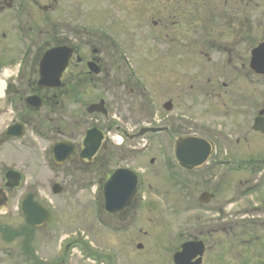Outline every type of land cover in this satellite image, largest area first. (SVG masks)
<instances>
[{
  "label": "flooded vegetation",
  "instance_id": "flooded-vegetation-1",
  "mask_svg": "<svg viewBox=\"0 0 264 264\" xmlns=\"http://www.w3.org/2000/svg\"><path fill=\"white\" fill-rule=\"evenodd\" d=\"M263 11L264 0H0V264H65L68 245L55 262L37 254L38 234L56 218L49 197L67 196L64 205L70 190L95 186L99 212L127 219L144 202L141 166L161 189L196 174L204 187L194 208H206V225L176 233L170 264L185 244L200 248L186 249L180 264H264V62L253 61L264 25L250 20ZM56 48L69 51L65 67L51 65L45 80L43 59ZM89 89L101 95L86 105ZM92 105L99 112L88 115ZM88 130L102 139L92 157L81 155ZM181 138L195 140L185 153L198 160L192 170L176 157ZM57 144L66 149L60 162ZM116 172L107 196L126 208L106 214L103 190ZM130 172L137 187L129 204ZM82 174L89 180L72 178ZM22 204L47 210L48 221L29 225ZM138 238L142 253L149 233ZM79 246L88 259L113 264V252Z\"/></svg>",
  "mask_w": 264,
  "mask_h": 264
},
{
  "label": "rangeland",
  "instance_id": "rangeland-1",
  "mask_svg": "<svg viewBox=\"0 0 264 264\" xmlns=\"http://www.w3.org/2000/svg\"><path fill=\"white\" fill-rule=\"evenodd\" d=\"M250 20L253 24L264 25V11L261 15L251 13ZM143 55H146L145 51ZM141 57L142 55H140ZM132 65L135 68L134 71L142 70L138 59L133 61ZM82 93L81 96L86 105L94 102L101 95L92 89ZM261 98L263 102L264 97ZM70 110L71 113H77L74 107H70ZM183 114L188 116L186 111ZM85 121L84 124L89 123L87 119ZM82 128L85 127L82 126ZM259 152L264 157V140H262ZM142 159L145 160L146 157H142ZM135 160H137V156L134 157L133 162ZM138 166L140 167L139 161ZM143 168L141 166V169L138 170L143 176L144 186L140 188V195L144 202L135 205L128 213L127 219L124 220H110L99 212L95 186H86L79 192L70 190L68 200L64 205L61 200L67 196L49 197L52 200L50 207L54 209L56 218L50 227L38 234L36 241L38 243V258H51L52 260L49 262H55L62 254L63 248L68 245V250L63 256L65 264H98V262L83 256L79 246L82 242L87 243L89 248L102 253L113 252L111 256L113 264H170L169 254L175 248L176 233L194 231L206 225V208H194L196 203L194 201L204 191V187L193 182L199 176L196 174L181 176V183L175 185L176 187L171 186L172 188H170L167 185V188L161 189V186L158 187L160 178L155 175V172L150 169V172L145 176ZM43 172L38 173V178L46 180V173ZM72 178L89 180V176L83 174L72 176ZM72 178H70V182ZM148 184L155 185V188L152 186L153 189L148 190ZM188 201L193 204L189 206ZM245 204L247 205V203ZM192 217H200V220L197 221ZM186 220L193 222L186 223ZM140 232L149 233L147 249L142 253L135 251L136 243L142 241L138 238ZM73 242L76 243L73 245ZM129 249L134 252L132 256L128 255L127 250ZM162 255L164 260L159 261L158 259H161Z\"/></svg>",
  "mask_w": 264,
  "mask_h": 264
},
{
  "label": "water",
  "instance_id": "water-1",
  "mask_svg": "<svg viewBox=\"0 0 264 264\" xmlns=\"http://www.w3.org/2000/svg\"><path fill=\"white\" fill-rule=\"evenodd\" d=\"M67 54L69 55V51L62 49V48H56V49H52L50 51H48L43 59L42 62V69L40 70V75L41 78L43 79H47V72H50L49 67L51 65H55V64H59L60 60L63 63V68L65 67L66 64V56ZM63 57H65L64 61H63ZM264 62V45L261 47L260 50H256L253 52V61L255 63H259L260 61ZM257 65V64H254ZM48 67V68H46ZM62 68V69H63ZM60 73L57 74V77L54 78V81L58 80ZM50 79V78H48ZM42 82V80L40 81V83ZM95 112H99V107L98 105H92L87 109V113L91 114V113H95ZM94 130H88L85 134L84 139L82 140V148L83 151L81 153V155H87V157H92L99 149L100 143H101V139H95L94 138ZM96 140V141H94ZM197 142V140H196ZM193 143H195V140L191 139V138H186V139H179L177 141V146H176V157L179 160V164L183 169L186 170H192L197 164L196 162H198V160H196L197 158L192 155L190 157L186 156L185 157V153H191L193 152V150L191 149V146L193 145ZM65 145L64 144H58L55 146L54 152L56 153L57 159L59 161L62 160L63 157H61V153L63 151H65ZM70 152H72V149L70 148ZM67 158V157H66ZM186 160V162H184ZM193 161V166H190L189 164ZM131 174V173H129ZM132 178H130V182L126 181V183L128 184V198L130 200V198L132 197L133 193H134V188H135V184H136V179L135 176L133 174ZM117 172L110 178V180L108 181V183L105 185V188L103 190L104 195H105V205H104V210L106 213H111V212H115V211H121L126 207H113L110 203V200L113 199V197H109L107 196L108 193H110L111 191H114L115 186L117 184ZM24 214L26 216V222L31 225H41L43 223V220H47L48 214L46 212H44L40 207H36L33 206L30 208H27L25 210V207L23 208ZM34 212L37 213V215L39 216V221L37 222H30V216L34 215ZM190 249V246H184L183 252L181 254H176L174 256V263L175 264H180L183 263V261L186 260L187 258V254H186V249Z\"/></svg>",
  "mask_w": 264,
  "mask_h": 264
}]
</instances>
